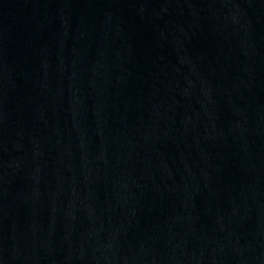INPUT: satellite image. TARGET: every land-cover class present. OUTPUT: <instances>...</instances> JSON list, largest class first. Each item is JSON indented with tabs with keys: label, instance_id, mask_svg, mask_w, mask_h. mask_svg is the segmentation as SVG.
<instances>
[{
	"label": "water",
	"instance_id": "obj_1",
	"mask_svg": "<svg viewBox=\"0 0 264 264\" xmlns=\"http://www.w3.org/2000/svg\"><path fill=\"white\" fill-rule=\"evenodd\" d=\"M0 264H264V0H0Z\"/></svg>",
	"mask_w": 264,
	"mask_h": 264
}]
</instances>
